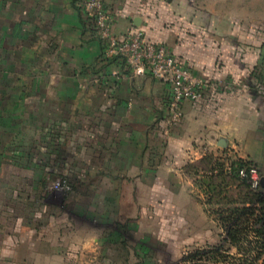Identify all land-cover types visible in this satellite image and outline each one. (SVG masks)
<instances>
[{"label":"crops","instance_id":"crops-1","mask_svg":"<svg viewBox=\"0 0 264 264\" xmlns=\"http://www.w3.org/2000/svg\"><path fill=\"white\" fill-rule=\"evenodd\" d=\"M107 2L113 34L168 46L205 96L166 127L169 85L104 59L79 0H0V264H158L216 245L190 164L264 169V0ZM61 176L71 190L48 192Z\"/></svg>","mask_w":264,"mask_h":264},{"label":"trees","instance_id":"trees-1","mask_svg":"<svg viewBox=\"0 0 264 264\" xmlns=\"http://www.w3.org/2000/svg\"><path fill=\"white\" fill-rule=\"evenodd\" d=\"M252 167H256L252 161L236 157L229 160L226 173L224 158L211 154L190 164L194 185L202 191L203 203L217 216L225 236L216 245L195 247L183 254L181 264H264V175L256 167L261 180L253 186L249 175ZM251 233L256 238L252 247ZM231 247L236 250L234 255L223 253Z\"/></svg>","mask_w":264,"mask_h":264},{"label":"built area","instance_id":"built-area-1","mask_svg":"<svg viewBox=\"0 0 264 264\" xmlns=\"http://www.w3.org/2000/svg\"><path fill=\"white\" fill-rule=\"evenodd\" d=\"M79 8L85 21L94 29L103 49L102 57L114 59L133 75H150L169 85L168 113L163 122L166 127L178 124L182 119L181 104L184 100L198 101L204 98L207 85L204 80L192 76L173 51L161 42L146 38L139 29H131L123 35L112 32L114 11L107 0H79ZM244 176L245 172L240 171ZM252 185L261 180L256 167L249 171ZM51 188L71 190L65 178H56Z\"/></svg>","mask_w":264,"mask_h":264},{"label":"rangeland","instance_id":"rangeland-1","mask_svg":"<svg viewBox=\"0 0 264 264\" xmlns=\"http://www.w3.org/2000/svg\"><path fill=\"white\" fill-rule=\"evenodd\" d=\"M260 170V169H259ZM260 173L262 174V175H264V169H262V170H260ZM54 180H51L50 181V183L48 184V186H47V188H46V190L48 191V190H50V193H52V192H60V193H64V192H66L65 190H62V189H56V188H51V185H52V182H53ZM49 192V191H48ZM250 239V242H252L251 243V247L252 246H255L256 244H255V241H256V238L254 237V235H253V233H251L250 234V237H249ZM195 248V246H190V247H188V249L186 250V249H180V250H178L179 252H177L176 254H178L175 258H174V254H173V252H174V249H171V250H164L165 251V253L163 254V258H162V260H161V262L160 263H158V264H181L180 262H179V259H180V256L184 253V252H191L193 249ZM186 253H184V254H186ZM224 254H226L225 253V251L223 252ZM180 254V255H179ZM252 254H254V252L252 253ZM252 256V255H251ZM236 258H240V257H237V255H236ZM235 263H238L237 261L235 262ZM259 264H262V263H260V261L258 262ZM222 264H225V263H222Z\"/></svg>","mask_w":264,"mask_h":264},{"label":"water","instance_id":"water-1","mask_svg":"<svg viewBox=\"0 0 264 264\" xmlns=\"http://www.w3.org/2000/svg\"><path fill=\"white\" fill-rule=\"evenodd\" d=\"M140 22V17L139 16H136V17H134V25H136V26H138V23ZM224 140L223 139H221L220 141H219V145H221V146H223L224 145Z\"/></svg>","mask_w":264,"mask_h":264}]
</instances>
